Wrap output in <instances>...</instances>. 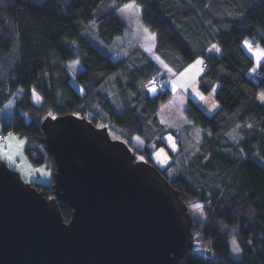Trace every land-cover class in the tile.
Masks as SVG:
<instances>
[{
	"label": "trees",
	"instance_id": "obj_1",
	"mask_svg": "<svg viewBox=\"0 0 264 264\" xmlns=\"http://www.w3.org/2000/svg\"><path fill=\"white\" fill-rule=\"evenodd\" d=\"M131 3L155 34L162 63L179 74L201 58L197 87L215 91L218 102L208 115L187 100L179 148L158 168L189 211L198 203L206 217L201 223L191 215L193 247L177 264H264V60L251 73L254 61L243 48L246 40L264 48V0H0V111L22 91L15 118H0L1 131L23 137L29 163L51 173L49 183H32L46 197L55 169L41 129L47 117L107 125L112 138L155 165L153 151L167 148L161 137L172 131L158 116L171 96L163 69L139 46L112 61L83 36L93 20L104 44L123 36L127 25L116 12ZM69 60L81 67L75 78L82 92L71 84ZM137 136L140 147L131 142ZM58 205L68 222L70 205Z\"/></svg>",
	"mask_w": 264,
	"mask_h": 264
},
{
	"label": "water",
	"instance_id": "obj_2",
	"mask_svg": "<svg viewBox=\"0 0 264 264\" xmlns=\"http://www.w3.org/2000/svg\"><path fill=\"white\" fill-rule=\"evenodd\" d=\"M41 129L51 197L0 158V264H177L192 249L179 191L107 125L70 114ZM58 201L71 207L68 222Z\"/></svg>",
	"mask_w": 264,
	"mask_h": 264
},
{
	"label": "rangeland",
	"instance_id": "obj_3",
	"mask_svg": "<svg viewBox=\"0 0 264 264\" xmlns=\"http://www.w3.org/2000/svg\"><path fill=\"white\" fill-rule=\"evenodd\" d=\"M139 7L135 3H131L116 12V15L119 16L127 25L125 34L119 38H116L111 44H104L97 36V27L98 24L96 21H91L87 29L83 32V36L104 55H107L112 61H117L121 57L125 56L127 52L132 48L141 45V43H154L155 34L151 32L145 25L139 21ZM130 48V49H129ZM248 49V48H247ZM257 49L263 50L261 46L257 45L256 48H252L249 54L253 58L254 65L251 69V73L255 72L261 60L257 59V56L254 55V52ZM154 57V56H153ZM261 59V58H260ZM201 58L196 59L191 63L183 72L179 73L181 84L184 88H187L185 91L177 92L172 94L167 98L163 104L159 105L158 116L160 122L166 127H170L171 130L162 135V140L165 142L167 148L160 147L153 151L152 159L157 168H163L168 160V150L175 152L179 148L178 139L183 137V130L181 129L186 119L183 114V109L187 105V100L190 99L200 107H204L206 114H213L218 108V102L215 99V91L209 94H203L199 91L197 84L194 83V76L197 72H201L200 63ZM65 66L68 68L71 78V84L80 92H82L81 87L77 84L75 74L78 73L81 69L80 65L76 60H69L65 63ZM157 80H153L150 83V89L159 88L157 85ZM164 86V85H163ZM161 87V86H160ZM165 87V86H164ZM167 87V85H166ZM182 89V90H183ZM22 96V91L19 90L17 93L9 100L5 107L0 111V118L4 120H13L16 115L14 100L15 98H20ZM31 99L34 103H39L36 95H32ZM202 107V108H203ZM0 133L3 134V139L0 140V158L6 162V164L17 170L23 180L28 183L33 184H47L50 181L51 173L45 168L44 165L33 166L27 160V157L24 152V147L26 141L23 137L8 132L3 133L1 131L0 124ZM171 137V139H169ZM132 144L140 147L142 140L137 136L132 139ZM163 150V152H161ZM159 154V155H158ZM191 215L201 223L206 221L205 214L203 210L199 207L198 203H192L190 205ZM230 251L233 257H239L240 252L237 247V244L234 239L229 241ZM234 249H236L234 251Z\"/></svg>",
	"mask_w": 264,
	"mask_h": 264
},
{
	"label": "crops",
	"instance_id": "obj_4",
	"mask_svg": "<svg viewBox=\"0 0 264 264\" xmlns=\"http://www.w3.org/2000/svg\"><path fill=\"white\" fill-rule=\"evenodd\" d=\"M139 15V14H138ZM245 42H248L249 44H251L250 41L246 40ZM245 42H243V48L249 52V47L246 46ZM137 46H139L140 48L143 49V51L156 63L158 64L164 71V76L161 80V83L163 85H167V88L169 89V92L172 94H176L177 92H181V91H185L187 88L183 89V85L181 84V81L179 80V74H174L168 67H166L162 61L155 55L154 52V48H155V41L154 43H141V45L137 44ZM248 48V49H247ZM130 49V48H129ZM129 52V51H128ZM127 52V53H128ZM127 55V54H126ZM154 56V57H153ZM261 61L264 60V57H261L260 59ZM190 68V67H188ZM200 72H197V74H195L194 78V83L197 84V76ZM153 89V88H152ZM150 89V90H152ZM183 89V90H182ZM156 90V88H155ZM203 107V106H201ZM204 109V107H203ZM160 121V118H159Z\"/></svg>",
	"mask_w": 264,
	"mask_h": 264
},
{
	"label": "snow or ice",
	"instance_id": "obj_5",
	"mask_svg": "<svg viewBox=\"0 0 264 264\" xmlns=\"http://www.w3.org/2000/svg\"><path fill=\"white\" fill-rule=\"evenodd\" d=\"M246 46L249 47V50L251 51L252 50V45H250L248 42H245ZM214 49H216V51H219V49L216 47V45H213L212 46ZM254 55L257 56V59H258V62L260 60L261 57H264V50H260V49H257L256 52H254ZM197 63H202L201 61H197ZM153 91H155V89H152ZM37 99H39V97H37ZM262 100H264V96L261 97ZM171 139V137L169 138ZM161 152H163V150H161ZM159 155V154H158ZM236 249H234L235 251Z\"/></svg>",
	"mask_w": 264,
	"mask_h": 264
},
{
	"label": "built area",
	"instance_id": "obj_6",
	"mask_svg": "<svg viewBox=\"0 0 264 264\" xmlns=\"http://www.w3.org/2000/svg\"><path fill=\"white\" fill-rule=\"evenodd\" d=\"M8 132H10V131H8ZM2 139H3V134L0 133V140H2Z\"/></svg>",
	"mask_w": 264,
	"mask_h": 264
},
{
	"label": "flooded vegetation",
	"instance_id": "obj_7",
	"mask_svg": "<svg viewBox=\"0 0 264 264\" xmlns=\"http://www.w3.org/2000/svg\"><path fill=\"white\" fill-rule=\"evenodd\" d=\"M52 195H48L47 197H51Z\"/></svg>",
	"mask_w": 264,
	"mask_h": 264
}]
</instances>
